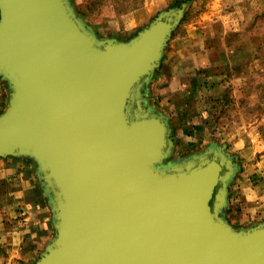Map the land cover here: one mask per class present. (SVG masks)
I'll list each match as a JSON object with an SVG mask.
<instances>
[{
    "label": "water",
    "instance_id": "water-1",
    "mask_svg": "<svg viewBox=\"0 0 264 264\" xmlns=\"http://www.w3.org/2000/svg\"><path fill=\"white\" fill-rule=\"evenodd\" d=\"M178 21L166 12L119 42L70 0H0V157L35 163L55 229L35 264H264V222L236 230L216 208L225 159L158 166L170 128L137 92Z\"/></svg>",
    "mask_w": 264,
    "mask_h": 264
},
{
    "label": "rangeland",
    "instance_id": "rangeland-1",
    "mask_svg": "<svg viewBox=\"0 0 264 264\" xmlns=\"http://www.w3.org/2000/svg\"><path fill=\"white\" fill-rule=\"evenodd\" d=\"M75 1V11L83 12L92 0ZM111 6L116 18L135 14L133 9L138 8L134 17L137 26L114 37L102 28L106 17L97 31L95 19L85 20L76 14L101 39L128 42L169 11L179 20L172 32L175 37L188 28L205 36L211 64L208 83L200 94L205 117L176 120L171 153L158 166L166 168L200 154H218L228 162L225 186L219 187L224 202L216 205L219 216L236 230L263 223L264 0H115ZM106 32L110 34L101 35ZM137 95L141 103L146 102L145 86ZM30 166L35 170L33 161Z\"/></svg>",
    "mask_w": 264,
    "mask_h": 264
},
{
    "label": "crops",
    "instance_id": "crops-1",
    "mask_svg": "<svg viewBox=\"0 0 264 264\" xmlns=\"http://www.w3.org/2000/svg\"><path fill=\"white\" fill-rule=\"evenodd\" d=\"M70 2L77 9V2ZM113 3L115 0H92L83 12L76 11L85 20L95 19L93 26L97 31L106 17V26L102 28L117 37L137 26L134 17L137 18L139 9H133L135 14L130 16L119 14L116 18ZM108 32L101 35H109ZM210 67L204 35L189 28L176 37L172 33L145 91L146 107L166 119L174 141L176 120L205 117L200 94L209 80ZM8 100L9 90L0 78V115ZM30 161L23 157H0V264H35L55 233L48 200Z\"/></svg>",
    "mask_w": 264,
    "mask_h": 264
}]
</instances>
